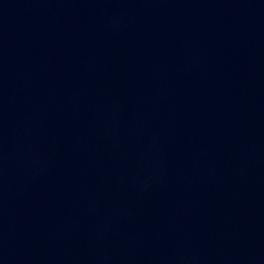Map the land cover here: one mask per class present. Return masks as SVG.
<instances>
[{"label": "water", "instance_id": "95a60500", "mask_svg": "<svg viewBox=\"0 0 264 264\" xmlns=\"http://www.w3.org/2000/svg\"><path fill=\"white\" fill-rule=\"evenodd\" d=\"M0 264H264V0H0Z\"/></svg>", "mask_w": 264, "mask_h": 264}]
</instances>
